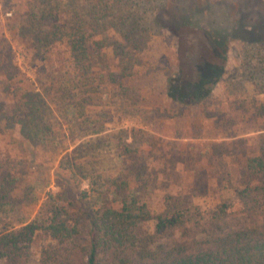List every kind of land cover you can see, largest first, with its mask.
I'll list each match as a JSON object with an SVG mask.
<instances>
[{
  "label": "rangeland",
  "instance_id": "rangeland-1",
  "mask_svg": "<svg viewBox=\"0 0 264 264\" xmlns=\"http://www.w3.org/2000/svg\"><path fill=\"white\" fill-rule=\"evenodd\" d=\"M201 61L219 67L209 96L170 100L166 80L195 79ZM256 159L264 0H0L1 226L58 206L84 241L126 193L148 218L209 222L260 180L245 167ZM47 242L35 238L28 264Z\"/></svg>",
  "mask_w": 264,
  "mask_h": 264
},
{
  "label": "trees",
  "instance_id": "trees-1",
  "mask_svg": "<svg viewBox=\"0 0 264 264\" xmlns=\"http://www.w3.org/2000/svg\"><path fill=\"white\" fill-rule=\"evenodd\" d=\"M77 52L74 70L89 78V66ZM196 78L166 80L167 97L191 104L209 96L219 67L201 61L194 66ZM250 174H261L253 185L235 194L237 206H221L210 221L189 222L183 211L144 216L132 193L122 197L118 209L97 211L88 238L79 239L74 223L51 207L18 226H1L12 211L0 197V261L28 264L35 238L48 242L40 250L37 264H264V164L259 159L245 164ZM8 207V208H7ZM152 219L147 233L142 223Z\"/></svg>",
  "mask_w": 264,
  "mask_h": 264
}]
</instances>
